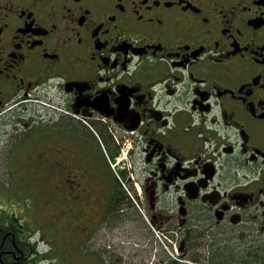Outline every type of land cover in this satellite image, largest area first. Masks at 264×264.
<instances>
[{"label":"flooded vegetation","instance_id":"flooded-vegetation-1","mask_svg":"<svg viewBox=\"0 0 264 264\" xmlns=\"http://www.w3.org/2000/svg\"><path fill=\"white\" fill-rule=\"evenodd\" d=\"M98 162L132 176L138 207ZM11 181L0 264L80 244L93 264H264V0H0ZM28 195L39 226L16 217Z\"/></svg>","mask_w":264,"mask_h":264},{"label":"rangeland","instance_id":"rangeland-1","mask_svg":"<svg viewBox=\"0 0 264 264\" xmlns=\"http://www.w3.org/2000/svg\"><path fill=\"white\" fill-rule=\"evenodd\" d=\"M91 146H87V152H88V155L93 158L95 157L98 152H99V148L97 147L96 144H90ZM99 163V162H98ZM114 164V163H113ZM114 171L111 169V167L106 164V163H99V175H100V178L102 179L103 183L110 189V191H114L115 189V192H116V187L114 186V183L115 184L119 183L117 180H116V177H115V171L119 170L118 172H120V175L121 174V169L119 168L118 165H114ZM122 177V176H121ZM7 178V177H6ZM120 184V183H119ZM126 187L133 191L134 192V187L132 186L131 182H126ZM121 185V184H120ZM118 185V188L121 190V192L124 194L125 198L127 199L126 202L129 203V206L130 204L132 205V203L130 202V200L128 199L127 197V193L125 191V189L123 188V186L121 185ZM0 189H5L7 190L10 195L12 196V204H11V212H15L16 211V208H18L19 204H17L19 202V199H24L21 197V187L16 186L14 185L13 181H11L10 183H4V182H0ZM37 202V204L35 205V203ZM23 203H26V209L25 212L26 213H23V214H17L16 217L17 219H20V218H23L26 223H24V225H31V224H35L39 226L40 224V221L37 223L36 221L38 219H40L37 214L34 213L33 211V208H31L33 205V207H38L41 202H40V199H38L36 201V198H33L31 197L30 195H28L27 199L23 202ZM133 206V205H132ZM123 207H124V202H123ZM112 236H115L113 235L112 233L108 232V235H107V243H106V246L104 245H96V248H103L102 252L105 250V253L107 254L108 250V255H113L110 251L111 249H115L116 248V245L118 243V240L116 239L117 236L115 237H112ZM55 241L57 242V239H55ZM127 241H129L128 244H130V246H132V238H129ZM104 244V243H102ZM157 246H160L161 245L158 243ZM162 248V247H161ZM42 251H46L48 250V247L44 244L41 246L40 248ZM104 253V254H105ZM88 253H87V249L84 247V244H80L79 246L75 247L74 249L72 250H69V251H63V250H59V249H53L51 250L50 254H49V262L48 264H93V261L90 260L88 258ZM105 264H116L115 260L114 259H111V260H108V259H105ZM47 261H43L41 264H46Z\"/></svg>","mask_w":264,"mask_h":264}]
</instances>
